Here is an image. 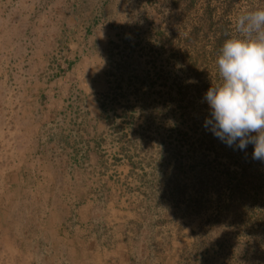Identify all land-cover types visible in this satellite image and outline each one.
<instances>
[{
    "label": "rangeland",
    "instance_id": "374dc122",
    "mask_svg": "<svg viewBox=\"0 0 264 264\" xmlns=\"http://www.w3.org/2000/svg\"><path fill=\"white\" fill-rule=\"evenodd\" d=\"M34 1L55 67L73 75L56 132L61 184L78 188L73 218L95 199L99 229L134 238L139 264H264V161L205 127L204 100L222 82L224 42L244 38L239 17L264 0ZM18 247L0 264L81 257Z\"/></svg>",
    "mask_w": 264,
    "mask_h": 264
},
{
    "label": "crops",
    "instance_id": "0c3cea01",
    "mask_svg": "<svg viewBox=\"0 0 264 264\" xmlns=\"http://www.w3.org/2000/svg\"><path fill=\"white\" fill-rule=\"evenodd\" d=\"M42 17L37 1L0 0V253L21 243L28 254L79 255L77 264H139L134 238L115 243L109 226L99 229L95 199L72 216L78 188L61 184L56 132L61 83L73 75L67 61L55 67Z\"/></svg>",
    "mask_w": 264,
    "mask_h": 264
},
{
    "label": "clouds",
    "instance_id": "9594fccd",
    "mask_svg": "<svg viewBox=\"0 0 264 264\" xmlns=\"http://www.w3.org/2000/svg\"><path fill=\"white\" fill-rule=\"evenodd\" d=\"M237 28L245 36L224 42L217 60L222 82L204 96L205 127L229 147L254 145L253 159L264 161V10L241 15Z\"/></svg>",
    "mask_w": 264,
    "mask_h": 264
}]
</instances>
